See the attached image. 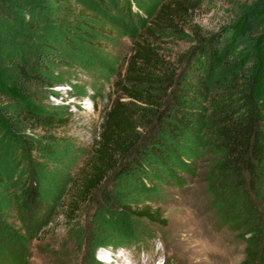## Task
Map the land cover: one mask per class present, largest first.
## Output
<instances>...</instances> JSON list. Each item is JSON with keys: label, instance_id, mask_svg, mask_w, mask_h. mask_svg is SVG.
Listing matches in <instances>:
<instances>
[{"label": "rangeland", "instance_id": "obj_1", "mask_svg": "<svg viewBox=\"0 0 264 264\" xmlns=\"http://www.w3.org/2000/svg\"><path fill=\"white\" fill-rule=\"evenodd\" d=\"M167 1L74 0L77 23L67 28V41L51 70V87L43 92L33 88L29 98L32 105L59 116L65 124L53 142H38L41 150L28 157L0 136V258L2 242L11 235L18 241L17 234L22 233L19 191L27 181L26 162L31 161L41 208L34 214L38 225L27 248L26 264L250 263L244 242L248 235L243 237L236 225L240 210L234 206L225 212L211 191L217 151L204 130L184 135L173 145L186 168L164 152L174 176L156 165L153 175L142 176L146 182L142 189L131 179L112 177L100 187L118 207L147 205L158 210L163 226L137 220L117 208L107 210L99 192L76 210L67 207L93 134L110 103L121 97L126 61L140 37H146L177 78L203 84L196 85L203 108L210 106L221 84L217 80L222 67L210 72L203 60L195 58L192 26L205 37L219 38L230 24L235 5L243 0H178L186 6L188 26L172 16L173 27H150L154 12ZM159 78L157 96L167 88ZM249 196L264 217V201ZM257 264H264V245Z\"/></svg>", "mask_w": 264, "mask_h": 264}, {"label": "trees", "instance_id": "obj_2", "mask_svg": "<svg viewBox=\"0 0 264 264\" xmlns=\"http://www.w3.org/2000/svg\"><path fill=\"white\" fill-rule=\"evenodd\" d=\"M74 9V0H0V136L26 157L41 150L38 142H53L65 124L59 116L32 105L29 98L31 89L43 92L51 87V70L67 41V28L77 23ZM172 16L189 25L184 3L169 0L157 8L149 26L171 28ZM197 28L192 26L195 58L203 60L210 72L222 67L217 80L221 84L210 106L203 108L197 100L196 85L201 82L177 78L146 37H140L126 61L121 97L110 103L93 134L67 207L76 210L99 192L107 210L117 208L137 220L163 226L158 210L147 205L118 207L100 187L112 177L131 179L142 189L146 183L142 176L153 175L156 165L174 176L164 152L186 168L173 145L184 135L204 130L217 151L211 191L225 212L234 206L240 210L236 225L243 237L248 235L244 239L250 251L248 264H257L264 245V217L249 194L256 202L264 201V0L237 3L230 24L217 39L205 37ZM159 77L167 88L157 96ZM26 164L27 181L19 191L22 233L17 234L18 241L11 235L2 242L0 264H26L38 225L34 214L41 208L39 184L33 163Z\"/></svg>", "mask_w": 264, "mask_h": 264}]
</instances>
